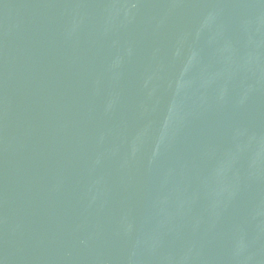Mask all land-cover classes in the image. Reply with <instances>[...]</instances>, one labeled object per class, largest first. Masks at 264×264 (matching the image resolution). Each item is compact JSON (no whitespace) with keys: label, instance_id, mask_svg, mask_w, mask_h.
<instances>
[{"label":"water","instance_id":"water-1","mask_svg":"<svg viewBox=\"0 0 264 264\" xmlns=\"http://www.w3.org/2000/svg\"><path fill=\"white\" fill-rule=\"evenodd\" d=\"M0 264H264V0H0Z\"/></svg>","mask_w":264,"mask_h":264}]
</instances>
